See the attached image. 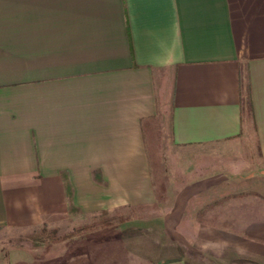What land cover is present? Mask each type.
<instances>
[{
	"label": "crops",
	"instance_id": "crops-1",
	"mask_svg": "<svg viewBox=\"0 0 264 264\" xmlns=\"http://www.w3.org/2000/svg\"><path fill=\"white\" fill-rule=\"evenodd\" d=\"M155 118L188 167L160 202ZM154 203L57 264H264V0H0V226Z\"/></svg>",
	"mask_w": 264,
	"mask_h": 264
},
{
	"label": "rangeland",
	"instance_id": "rangeland-1",
	"mask_svg": "<svg viewBox=\"0 0 264 264\" xmlns=\"http://www.w3.org/2000/svg\"><path fill=\"white\" fill-rule=\"evenodd\" d=\"M148 126L151 128L148 127L145 129L144 135L150 152L147 156L149 173L151 181H153L155 185L154 190L156 188V200L160 202L162 200L161 197H164L161 185L165 184L166 187L167 180L171 181L173 185H176L178 181L183 179L184 175L181 174L188 168L187 164H185L187 163L185 160L187 157L175 151L170 145H166V142H161V130L159 129L160 125L157 118L151 120ZM243 146L247 150L246 144H243ZM254 156L257 157L255 154ZM212 168L214 169L215 165ZM191 175H194V172H192ZM95 177H98V175L95 174ZM155 208L156 203L152 204V206H148V204H138V206L127 204L116 207L112 211L104 210L99 211V213L88 214L82 218L75 217L63 219L55 225L50 222H43L41 225L29 228L25 231H14L20 229L0 226V264H57L60 259H57L56 244L84 233L127 222L132 218H145L149 216ZM71 210L79 212V208L77 207H72ZM87 224L97 226L93 230H88L84 233H75L77 230H80L81 226ZM182 225H186L188 229L170 230L171 236L174 237L176 241L191 242L194 232L192 228L196 225L194 219L192 217L183 219ZM43 226L47 230H55L53 239L56 241L40 243L31 237ZM70 234L72 235L68 236ZM52 244L53 249H51ZM51 255H53V257H51ZM52 260L53 263H51Z\"/></svg>",
	"mask_w": 264,
	"mask_h": 264
},
{
	"label": "trees",
	"instance_id": "trees-1",
	"mask_svg": "<svg viewBox=\"0 0 264 264\" xmlns=\"http://www.w3.org/2000/svg\"><path fill=\"white\" fill-rule=\"evenodd\" d=\"M244 91H246V97L243 100L242 121H243V124L246 126V128L254 129L255 127H254V123H253L252 108H251V103H250V98H249V92L246 88V85H245ZM245 126L243 128H245ZM152 185L155 187L153 181H152ZM161 188H162V193H164V195H165V190H166L165 184H162ZM155 191H156V188H155ZM161 198H163V196ZM103 225H105V224H103ZM96 226L97 225H91V224L83 225L80 227V230H77L75 233L76 234L84 233V232H87L88 230H93L94 228H96ZM53 235H55L54 229L47 230L43 226L37 232H35L31 237L35 241H38L40 243H49L51 241H56L55 239H53ZM71 235L72 234H70L68 236H71Z\"/></svg>",
	"mask_w": 264,
	"mask_h": 264
}]
</instances>
